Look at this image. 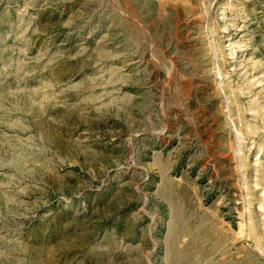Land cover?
<instances>
[{
  "label": "rangeland",
  "instance_id": "obj_1",
  "mask_svg": "<svg viewBox=\"0 0 264 264\" xmlns=\"http://www.w3.org/2000/svg\"><path fill=\"white\" fill-rule=\"evenodd\" d=\"M0 264H264V0H0Z\"/></svg>",
  "mask_w": 264,
  "mask_h": 264
}]
</instances>
